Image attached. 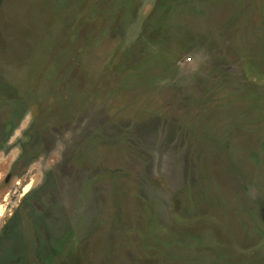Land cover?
Segmentation results:
<instances>
[{"label":"rangeland","instance_id":"1","mask_svg":"<svg viewBox=\"0 0 264 264\" xmlns=\"http://www.w3.org/2000/svg\"><path fill=\"white\" fill-rule=\"evenodd\" d=\"M0 264H264V0H0Z\"/></svg>","mask_w":264,"mask_h":264},{"label":"bare ground","instance_id":"2","mask_svg":"<svg viewBox=\"0 0 264 264\" xmlns=\"http://www.w3.org/2000/svg\"><path fill=\"white\" fill-rule=\"evenodd\" d=\"M26 190V189H25Z\"/></svg>","mask_w":264,"mask_h":264}]
</instances>
